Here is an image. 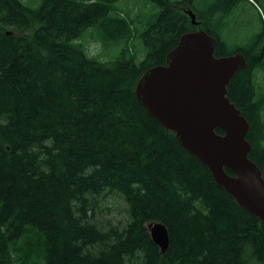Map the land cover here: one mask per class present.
<instances>
[{"label":"trees","instance_id":"trees-1","mask_svg":"<svg viewBox=\"0 0 264 264\" xmlns=\"http://www.w3.org/2000/svg\"><path fill=\"white\" fill-rule=\"evenodd\" d=\"M117 1L0 0V264H264V221L134 93L196 31L191 10L216 38V58L246 55L227 97L249 124L248 158L264 179V93L255 84L264 60L229 50L223 37L241 0H150L161 9L139 34V55L132 23L112 12ZM90 28L122 44L118 57L101 61L83 48ZM109 199L125 205L122 222L103 218ZM155 222L168 232L164 254L147 229Z\"/></svg>","mask_w":264,"mask_h":264},{"label":"water","instance_id":"water-1","mask_svg":"<svg viewBox=\"0 0 264 264\" xmlns=\"http://www.w3.org/2000/svg\"><path fill=\"white\" fill-rule=\"evenodd\" d=\"M186 15L192 25L199 24L191 10ZM216 43L202 29L184 34L164 65L141 75L135 97L149 117L172 132L178 145L207 168L217 186L240 208L264 221V179L248 158L249 124L227 97V86L246 67V59L239 52L216 58ZM147 229L164 254L169 245L165 226L155 222Z\"/></svg>","mask_w":264,"mask_h":264},{"label":"rangeland","instance_id":"rangeland-1","mask_svg":"<svg viewBox=\"0 0 264 264\" xmlns=\"http://www.w3.org/2000/svg\"><path fill=\"white\" fill-rule=\"evenodd\" d=\"M24 1L25 4L31 7L36 6L40 2V0ZM169 1L174 3L181 0ZM160 9L158 4L150 0H118L113 4L112 12L123 14L132 23V34L134 37L132 45L130 44L132 52L139 55L143 51L144 46L139 34L155 19ZM227 20L228 28L223 32V37L229 46V50L233 51L238 47L248 46L257 35L264 31V0H241ZM80 40L84 43L83 48L97 56L101 61H111L118 57L122 46L121 43L115 44L112 41H105L95 28L85 30L81 34ZM255 84L258 88L257 93L259 95L263 94L264 71H261L260 75H256ZM262 115L264 118V108ZM104 205L108 209L103 214L105 220L113 222H122L124 220L125 205L120 200L109 199L105 201Z\"/></svg>","mask_w":264,"mask_h":264},{"label":"flooded vegetation","instance_id":"flooded-vegetation-1","mask_svg":"<svg viewBox=\"0 0 264 264\" xmlns=\"http://www.w3.org/2000/svg\"><path fill=\"white\" fill-rule=\"evenodd\" d=\"M195 16H196V21L199 23L197 26H195L196 27V30H198V29H201L202 28L201 27V24L203 23V21L202 20H199L198 17H197V15H195ZM255 39H256L255 40V43H258L259 48H253L252 49L251 48V45L250 46H245V47H238V48L245 50L244 52L245 53H248L249 56L252 57V58H254V59L256 57H259V61L260 60H264V35L262 33H260L259 35L256 36ZM239 53H241V52H239ZM241 54L243 55V53H241ZM244 57L246 59V55H244ZM246 62H247V59H246ZM257 63L254 65V69L257 67ZM260 72L261 71H259V73L256 74V75H260ZM255 78H256V76H255Z\"/></svg>","mask_w":264,"mask_h":264}]
</instances>
